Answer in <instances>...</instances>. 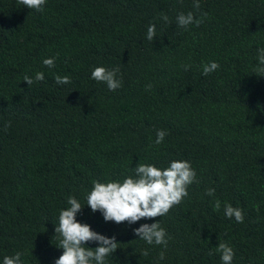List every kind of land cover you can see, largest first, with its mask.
I'll return each mask as SVG.
<instances>
[{"label":"trees","instance_id":"trees-1","mask_svg":"<svg viewBox=\"0 0 264 264\" xmlns=\"http://www.w3.org/2000/svg\"><path fill=\"white\" fill-rule=\"evenodd\" d=\"M199 3L47 0L36 11L0 0V264L16 252L22 264H54L70 196L84 207L78 222L120 243L105 264H222L221 242L232 264H264V77L254 71L264 0ZM188 12L203 22L180 27ZM213 61L219 69L204 76ZM101 66L119 67L120 89L91 78ZM37 72L45 79L29 88L23 77ZM56 75L71 83L57 85ZM158 130L168 133L159 145ZM174 160L189 161L198 182L164 217L117 225L87 207L93 182L122 183L139 162L164 169ZM225 202L243 210V223L224 215ZM158 220L164 260L162 246L133 233Z\"/></svg>","mask_w":264,"mask_h":264},{"label":"clouds","instance_id":"clouds-1","mask_svg":"<svg viewBox=\"0 0 264 264\" xmlns=\"http://www.w3.org/2000/svg\"><path fill=\"white\" fill-rule=\"evenodd\" d=\"M47 0H18L19 4L29 10L42 11ZM197 10L200 8L199 0H194L193 5ZM203 15H207L206 13ZM161 18L168 22V16ZM177 24L187 29L188 26L195 24L197 27L203 22L202 19L195 18L192 12L187 14L180 13L176 17ZM156 35V25L150 24L147 28V39L153 41ZM257 62L254 71L264 77V48L257 50ZM43 65L49 69L55 67V58H46ZM190 65H184L187 71ZM220 65L217 62H209L203 65L202 74L208 76L217 71ZM119 67L108 69L105 67H95L91 72V78L98 83L106 84L109 91L115 92L122 87L121 79L118 78ZM45 79L43 72L35 73V76L25 75L24 83L30 88L36 82ZM57 85H67L71 83L68 75L55 76ZM151 85L148 88L151 89ZM7 128V126H6ZM168 133L165 130H158L156 133L157 145L163 143ZM136 178L128 177L123 182L112 181L107 183L93 182V188L87 196V207L92 213L100 212L104 221L114 222L117 225L127 222L129 226L141 220H154L157 217H164L170 210L179 205L189 196L188 188L197 183L196 171L192 168L189 161L174 160L167 168L160 169L152 164L138 163L133 169ZM215 189L207 190L206 195L213 196ZM68 207L59 214L58 226H55V235L59 234L60 242L56 247L62 250V255L55 259L54 264H105L106 258L113 256L118 250L116 236L111 238L99 234L91 229L86 223L77 221V214L81 213L83 206L75 197L70 196L67 200ZM221 201L216 200L214 210L219 211ZM224 215L228 219H235L237 223L245 220L244 212L240 208H234L231 204L224 203ZM135 236L143 240L147 245L162 246L164 250L159 253V260L165 259V251L168 246V234L161 227L160 221L151 224L143 223L138 228L133 229ZM54 235V236H55ZM89 243L98 246L87 247ZM220 253L222 264H232L235 252L226 243H218L215 247ZM148 255L145 249L142 253ZM23 253L16 252L13 256H5L3 264H22Z\"/></svg>","mask_w":264,"mask_h":264}]
</instances>
